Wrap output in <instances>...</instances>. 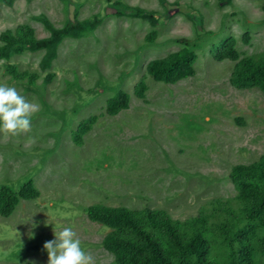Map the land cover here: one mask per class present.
<instances>
[{"label": "rangeland", "instance_id": "obj_1", "mask_svg": "<svg viewBox=\"0 0 264 264\" xmlns=\"http://www.w3.org/2000/svg\"><path fill=\"white\" fill-rule=\"evenodd\" d=\"M24 31L30 45L17 40ZM227 39L235 60L216 57ZM0 46V84L40 106L31 132L0 134V190L16 197L0 213V264H48L44 244L64 227L96 264H117L90 206L203 216L216 264H228L243 230L264 248V225L242 215L231 176L264 156V90L235 82L239 61L264 60V0H0ZM182 49L196 56L192 76L166 83L147 71ZM121 92L127 108L109 114Z\"/></svg>", "mask_w": 264, "mask_h": 264}, {"label": "trees", "instance_id": "obj_2", "mask_svg": "<svg viewBox=\"0 0 264 264\" xmlns=\"http://www.w3.org/2000/svg\"><path fill=\"white\" fill-rule=\"evenodd\" d=\"M24 28H21L23 30ZM25 30V29H24ZM248 36H244L247 41ZM17 40L30 45L32 39L28 32L18 33ZM233 39L224 42V50L216 54L218 59H236L232 50ZM44 46L45 41L38 43ZM9 57L8 47L0 46V59ZM196 56L187 49L171 53L164 58L155 59L147 64V71L158 81L176 83L192 76ZM14 77L24 78L16 74ZM235 82L251 80L264 90V60L259 62L246 59L236 65ZM145 85H136L135 94L143 98ZM129 95L121 92L117 98L108 102L106 111L115 114L128 106ZM91 119L83 121L76 131L80 138L83 131L92 125ZM239 187V207L242 215L253 222L264 225V156L251 165H237L231 173ZM32 183L29 181L20 191L22 197H29ZM16 201L15 195L7 187L0 190V213L8 214ZM88 217L109 227L111 231L103 240L104 248L115 256L117 264H216L210 258L211 246L206 236V218L197 216L190 222L172 220L164 211L146 209L143 212L127 208L90 206ZM250 229L237 234L239 247L233 250L228 264H257L258 249L249 236Z\"/></svg>", "mask_w": 264, "mask_h": 264}, {"label": "clouds", "instance_id": "obj_3", "mask_svg": "<svg viewBox=\"0 0 264 264\" xmlns=\"http://www.w3.org/2000/svg\"><path fill=\"white\" fill-rule=\"evenodd\" d=\"M40 110L39 104L21 95L15 86L0 84V134L5 138L31 132L33 115ZM36 143L29 137L27 145ZM55 239L44 244L48 264H96L92 255L81 246V240L71 227H64Z\"/></svg>", "mask_w": 264, "mask_h": 264}, {"label": "water", "instance_id": "obj_4", "mask_svg": "<svg viewBox=\"0 0 264 264\" xmlns=\"http://www.w3.org/2000/svg\"><path fill=\"white\" fill-rule=\"evenodd\" d=\"M69 9H70V18H73V10H74V7L71 5L69 7Z\"/></svg>", "mask_w": 264, "mask_h": 264}]
</instances>
